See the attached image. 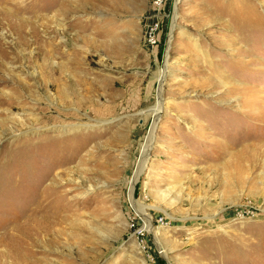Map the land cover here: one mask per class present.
I'll return each instance as SVG.
<instances>
[{
	"label": "rangeland",
	"instance_id": "obj_1",
	"mask_svg": "<svg viewBox=\"0 0 264 264\" xmlns=\"http://www.w3.org/2000/svg\"><path fill=\"white\" fill-rule=\"evenodd\" d=\"M31 1L0 0V264H264V0H166L153 46L150 0Z\"/></svg>",
	"mask_w": 264,
	"mask_h": 264
},
{
	"label": "bare ground",
	"instance_id": "obj_2",
	"mask_svg": "<svg viewBox=\"0 0 264 264\" xmlns=\"http://www.w3.org/2000/svg\"><path fill=\"white\" fill-rule=\"evenodd\" d=\"M18 1V0H17ZM32 1L30 0V3ZM32 4V8H37V5L34 3H31ZM39 9V8H38ZM14 10L16 11V13H21L22 11V8L21 7H17V8H14ZM29 10L32 12V9L29 8V9H26V8H23V11L26 12ZM176 12V10H175ZM174 12V16H173V19H172V24H171V27L174 26L175 24V18H176V13ZM12 20L11 23V27L15 30V32L17 33L18 36L21 37V39L23 38V35L25 34H31L34 41H37L38 40V36H37V31L35 29V26H34V23H30L28 24V20L26 21L27 18H20V17H15L14 19L11 18ZM26 27H30L29 30L27 31L26 30ZM25 37V36H24ZM165 68H166V63H165V66L162 68V71L160 72V75L158 77V89H157V104L152 108L150 109L151 111V127H150V130H149V133L144 141V144L142 145V148H141V151H140V156L138 157V160L136 162V168L133 172V175H132V178L129 182V191H128V195H129V200L135 205L136 207V210L142 214L148 221V224L146 223V228H148L150 230L151 228V225L149 224V219L150 217L147 215V213L144 211V209L142 208L141 205H138L135 201H133L132 199V189H133V186L137 180V177L140 173V171L142 170L143 168V165L145 163V159H146V156H147V153H148V150L150 148L151 145V141H152V136H153V129L155 127V124H156V121L157 119L159 118V116L161 115L162 111H163V108L161 106V97H160V89L162 87V83H163V80H164V73H165Z\"/></svg>",
	"mask_w": 264,
	"mask_h": 264
},
{
	"label": "built area",
	"instance_id": "obj_3",
	"mask_svg": "<svg viewBox=\"0 0 264 264\" xmlns=\"http://www.w3.org/2000/svg\"><path fill=\"white\" fill-rule=\"evenodd\" d=\"M151 6L154 10L153 18L151 22L148 24L146 30H145V41L149 46L156 45L158 41V21H159V15L160 11L164 7L166 0H150Z\"/></svg>",
	"mask_w": 264,
	"mask_h": 264
}]
</instances>
